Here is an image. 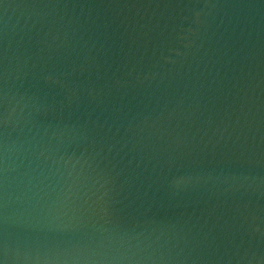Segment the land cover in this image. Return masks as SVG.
I'll return each mask as SVG.
<instances>
[{"label": "water", "instance_id": "obj_1", "mask_svg": "<svg viewBox=\"0 0 264 264\" xmlns=\"http://www.w3.org/2000/svg\"><path fill=\"white\" fill-rule=\"evenodd\" d=\"M0 264H264V0H0Z\"/></svg>", "mask_w": 264, "mask_h": 264}]
</instances>
